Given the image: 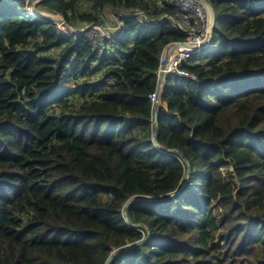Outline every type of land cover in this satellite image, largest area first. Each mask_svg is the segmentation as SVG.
I'll return each mask as SVG.
<instances>
[{"label": "trees", "instance_id": "16d2710c", "mask_svg": "<svg viewBox=\"0 0 264 264\" xmlns=\"http://www.w3.org/2000/svg\"><path fill=\"white\" fill-rule=\"evenodd\" d=\"M209 1L211 44L167 76L158 146L150 95L183 33L131 16L98 46L0 0V264H264V0ZM39 8L73 27L108 9L178 14Z\"/></svg>", "mask_w": 264, "mask_h": 264}, {"label": "built area", "instance_id": "2783aa9c", "mask_svg": "<svg viewBox=\"0 0 264 264\" xmlns=\"http://www.w3.org/2000/svg\"><path fill=\"white\" fill-rule=\"evenodd\" d=\"M158 5H171L178 9L177 16L164 14L156 20L146 19L145 14L138 10L136 17L140 23H150L153 25L159 22L169 20L173 27L185 34L186 39L183 41H172L164 46L160 56L157 68L158 81L161 83L168 75L179 73L183 75H191L188 72L180 70V65L194 54L202 51L208 44L211 36L210 26L213 15V8L208 0H156ZM121 23V22H119ZM99 26L103 30L101 24H93L92 27ZM122 30V24L117 27ZM107 36H103V39ZM158 92L150 95L152 101H156Z\"/></svg>", "mask_w": 264, "mask_h": 264}, {"label": "rangeland", "instance_id": "374dc122", "mask_svg": "<svg viewBox=\"0 0 264 264\" xmlns=\"http://www.w3.org/2000/svg\"><path fill=\"white\" fill-rule=\"evenodd\" d=\"M20 1H21V3H23L25 5V8L27 11H29L31 13L33 12V15H36V14H38V15H40V14L49 15L50 14L56 21H61V18L64 19V17L60 14H57V15H59V16H57L53 13L42 11L39 8L41 0H20ZM125 14H126L125 12H121L119 14L117 11H114L112 9H108V10L102 12L100 19H99V21H97V23L108 26L112 30L110 32L113 33L114 32L113 30L116 28L118 22L122 18L121 16H123ZM58 26L62 27L63 29L66 28V25L64 26L65 28L61 24ZM78 26L80 27L79 29H86L85 32H83V33H85L88 37H90V39L97 45L102 42L103 36H107L108 34H110L107 32V30L104 29V27L102 30L101 28H99V26L89 27V28L85 27L84 25H78ZM67 28H69V27H67ZM65 31L69 32V30H66V29H65ZM224 170L227 171V168H225Z\"/></svg>", "mask_w": 264, "mask_h": 264}, {"label": "clouds", "instance_id": "9594fccd", "mask_svg": "<svg viewBox=\"0 0 264 264\" xmlns=\"http://www.w3.org/2000/svg\"><path fill=\"white\" fill-rule=\"evenodd\" d=\"M209 1V0H208ZM209 3L211 4V2L209 1ZM211 7L213 8V6H212V4H211ZM138 11V10H137ZM137 11H135V12H125L126 14L125 15H123V16H121L122 18H121V20L119 21V22H121V23H119L118 22V24H117V26H116V28L113 30L114 32L113 33H117V32H121L122 30H123V27H124V18L125 17H131V16H135L136 17V12ZM141 11V10H140ZM29 12V11H28ZM143 12V11H142ZM213 12H214V9H213ZM144 13V12H143ZM29 14L30 15H32V16H34V17H36V18H39L40 20H43V21H52V22H55L56 24H57V26L58 25H62L63 27L66 25V30H69V32H67V31H65V29H63L62 27H59L58 26V28H59V30L61 31V33L62 34H65V35H70V34H72V33H78V34H85V33H83V32H85V30L86 29H79L80 27L79 26H75V27H73L72 25H70V24H68L67 22H66V20H65V18L63 19V18H61V21H56L50 14L49 15H47V16H50V18H52V20H45L44 19V17L42 16L43 14H40V15H38V14H36V15H33V12L31 13V12H29ZM35 14V13H34ZM145 14V13H144ZM57 16H59V15H57ZM145 16H146V19H147V21L149 22L150 20H156V19H149L148 18V16L145 14ZM137 18V17H136ZM160 18V17H159ZM165 21H169V20H165ZM58 22V23H57ZM147 22V23H148ZM160 23V22H159ZM171 23V22H170ZM93 24H99V23H97V22H94V23H87V24H85L84 26L85 27H87V28H89V27H92V25ZM122 24V30H119L117 27L119 26V25H121ZM81 25H83V24H81ZM102 25V24H101ZM172 25V24H171ZM103 27H104V29L105 30H107V32L108 33H110L111 34V32L110 31H112L108 26H106V25H102ZM67 27H69V28H67ZM180 31V30H179ZM182 33V32H181ZM110 34H108V37H105L103 40H102V42L101 43H103L104 41H105V39H107V38H110ZM185 35V34H184ZM87 36V35H86ZM210 37H212V36H210ZM89 39H90V37H89ZM212 39V38H211ZM91 40V39H90ZM92 41V40H91ZM181 41H183V40H181ZM93 42V41H92ZM94 43V42H93ZM101 43H99L98 44V46L100 45L101 46ZM95 44V43H94ZM95 45H97V44H95ZM207 46H209L208 44H207ZM207 46H205V48L207 47ZM204 48V49H205ZM201 52V51H200ZM199 53V52H198ZM197 54V53H196ZM195 55V54H194ZM192 57V56H191ZM190 57V58H191ZM185 62V61H184ZM159 65V64H158ZM182 65V64H181ZM180 65V66H181ZM180 68V67H179ZM181 70V69H180ZM183 71V70H182ZM185 72V71H184ZM179 74V73H178ZM180 75H183V74H180ZM158 77V76H157ZM165 82H166V79L164 80V81H162L161 83L158 81V79H157V87H156V90H155V92H158V98H157V100L155 101V102H158L159 103V107L160 106H164V107H166L167 106V104L165 103V102H163L162 101V94H163V91H164V87H165ZM154 92V93H155ZM153 94V93H152ZM153 102V108L155 109V105H154V101H152ZM153 114H154V110H153ZM155 122V121H154Z\"/></svg>", "mask_w": 264, "mask_h": 264}, {"label": "water", "instance_id": "95a60500", "mask_svg": "<svg viewBox=\"0 0 264 264\" xmlns=\"http://www.w3.org/2000/svg\"><path fill=\"white\" fill-rule=\"evenodd\" d=\"M42 16L44 17L45 20H52V18H50V16H47V15H42ZM215 23H216V15H215V12H213L212 19H211V26H210V34H211V36H212L213 31H214V28H215ZM211 38H212V37H210L209 40H208V45L211 44ZM154 105H155V109H154L155 131H154V133H153V142H154L156 145H158V143H157V141H156V131H157V129H158L157 116H158L159 103H158V102H155ZM158 146H159V145H158ZM152 198H153V197H145V199H148V200H149V199H152ZM136 199H138V198H132V199L128 200V201L125 203L124 207H123V214H124L125 219H126L127 221H129L128 216H127V212H126L127 206H128L131 202H133L134 200H136ZM113 256H114V253H112V254L108 257V259H107V261H106V264H109V262L111 261V259L113 258Z\"/></svg>", "mask_w": 264, "mask_h": 264}]
</instances>
